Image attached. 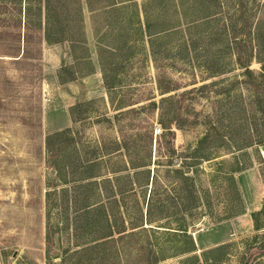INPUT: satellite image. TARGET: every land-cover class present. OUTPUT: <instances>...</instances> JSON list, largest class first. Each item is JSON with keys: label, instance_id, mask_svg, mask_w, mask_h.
I'll use <instances>...</instances> for the list:
<instances>
[{"label": "rangeland", "instance_id": "obj_1", "mask_svg": "<svg viewBox=\"0 0 264 264\" xmlns=\"http://www.w3.org/2000/svg\"><path fill=\"white\" fill-rule=\"evenodd\" d=\"M60 1L0 0V264H264V0H127L89 77Z\"/></svg>", "mask_w": 264, "mask_h": 264}, {"label": "crops", "instance_id": "obj_2", "mask_svg": "<svg viewBox=\"0 0 264 264\" xmlns=\"http://www.w3.org/2000/svg\"><path fill=\"white\" fill-rule=\"evenodd\" d=\"M125 2H127V0H110V2L103 0H101L100 2L99 0L98 1L97 0H66L65 2L60 1L57 3V5L65 4L75 7L76 6L81 7L77 11H73V13L77 12V19L74 26H71L69 24L70 21L66 20V25L68 24V28L70 32L74 33V31L76 30L79 31L80 34L77 35L65 34L63 35V37H65V39H69V38H76L75 36H81L82 38L90 39L88 43L87 40L86 42H82L83 44L87 43L89 46V51H88L89 56L86 59L93 62L92 68L89 74L87 75L88 77L91 75L101 76L100 67L97 66L96 64L97 62L96 53H98L100 42L99 41L97 42L95 39H97L100 36V34L104 32V30H106L104 23L107 24V27L110 23L105 18L102 19L101 14L108 12V10L112 8H116V6H119L120 4H125ZM20 3L23 7V18L26 19V17L30 18L32 16H36L38 18L37 20H41L42 25H44L45 28L47 27L49 30H53L57 25L59 18L57 19L55 16H53L50 9L52 7H59V6L51 5V3L48 2V0H20ZM42 5L46 7L44 15H43ZM30 6H34L35 11L33 13L29 12L32 9L30 8ZM99 20L100 21L102 20L103 25L100 24L98 25ZM141 26L144 27L143 21ZM49 35L51 36L52 34L49 33ZM45 37H47V35H45ZM48 43L49 45H53L51 44L52 42H48ZM54 44H56V42ZM83 80H85V78H83Z\"/></svg>", "mask_w": 264, "mask_h": 264}, {"label": "trees", "instance_id": "obj_3", "mask_svg": "<svg viewBox=\"0 0 264 264\" xmlns=\"http://www.w3.org/2000/svg\"><path fill=\"white\" fill-rule=\"evenodd\" d=\"M171 29H172V28L170 27V28H168L167 30H168V31H171ZM245 67H246V69H245L246 72L249 73V74H251V73H252V70L250 69L249 65H245ZM192 241H194V240H192ZM192 249H195L194 246H193ZM206 263H208V260H207V259H206Z\"/></svg>", "mask_w": 264, "mask_h": 264}, {"label": "water", "instance_id": "obj_4", "mask_svg": "<svg viewBox=\"0 0 264 264\" xmlns=\"http://www.w3.org/2000/svg\"><path fill=\"white\" fill-rule=\"evenodd\" d=\"M52 172H54V170L52 169Z\"/></svg>", "mask_w": 264, "mask_h": 264}]
</instances>
